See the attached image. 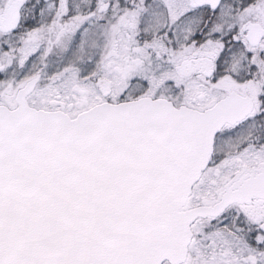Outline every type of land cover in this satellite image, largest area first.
<instances>
[{
  "label": "snow or ice",
  "instance_id": "obj_1",
  "mask_svg": "<svg viewBox=\"0 0 264 264\" xmlns=\"http://www.w3.org/2000/svg\"><path fill=\"white\" fill-rule=\"evenodd\" d=\"M0 264H264V0H0Z\"/></svg>",
  "mask_w": 264,
  "mask_h": 264
}]
</instances>
